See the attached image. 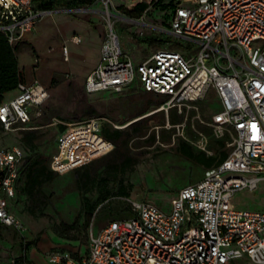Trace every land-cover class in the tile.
Listing matches in <instances>:
<instances>
[{
	"label": "built area",
	"instance_id": "built-area-1",
	"mask_svg": "<svg viewBox=\"0 0 264 264\" xmlns=\"http://www.w3.org/2000/svg\"><path fill=\"white\" fill-rule=\"evenodd\" d=\"M37 1L0 0V33L11 46L51 12L37 8ZM174 1L168 30L199 43L198 53L184 56L161 48L134 62L121 48L114 27L113 19L123 18L121 13L112 0H93L102 5L106 28L100 60L85 77L84 88L88 93H121L138 81L143 91L166 96L157 111L176 109L183 116L172 125L177 135L207 155L213 154L209 137L192 125L195 138H189L184 128L189 109L197 110L194 102L212 88L216 110L208 121L199 114L196 118L211 129L214 139L223 141L228 155L205 168L198 181L180 188L167 211L150 202L130 201L132 216L90 233L86 251L77 256L52 249L46 255L50 264H264V210L232 204L236 192L254 190L264 180V0ZM70 40L79 44L81 36L73 33ZM61 52L67 60L66 44ZM16 89L12 99L0 103L2 131L36 128L31 120L41 114L39 106L48 96L36 79L19 81ZM28 106L38 107L33 117ZM104 121L94 116L66 123L50 168L65 174L108 154L114 145L100 134ZM23 156L20 145L0 146V223L25 240L26 226L10 209Z\"/></svg>",
	"mask_w": 264,
	"mask_h": 264
},
{
	"label": "rangeland",
	"instance_id": "rangeland-1",
	"mask_svg": "<svg viewBox=\"0 0 264 264\" xmlns=\"http://www.w3.org/2000/svg\"><path fill=\"white\" fill-rule=\"evenodd\" d=\"M112 1L123 17L113 19L120 46L131 58L145 59L150 57L154 50L166 47L165 39L162 44H149L142 42L141 39L166 33L169 0ZM140 1L148 3L146 9L140 14L130 13L132 5ZM88 6L93 12L59 11L65 8L58 7V11L54 10L40 17L32 33L14 45L18 65L23 70L25 78L28 81L38 80L48 93L44 103L39 106L41 109L39 116L33 117V110L38 107L28 106V111L33 117L31 124L42 133V137L37 140V149L46 155L53 153L55 140L68 122L102 116L112 125L124 128L129 123L150 115L146 120V133L154 131L155 141L151 145L141 147L132 145L131 151L138 161L131 171L122 175L123 183L129 189V196L120 198L113 195L107 204L111 207L124 208L126 211L130 201H146L167 211L172 196L183 186L198 181L203 170L176 151L179 137L177 126H172L169 122L168 111H157L161 104L157 107L151 105L141 114L146 93L140 88L138 81H134L131 87L120 94L112 90L86 92L84 80L94 64L93 33L100 35L106 28L102 12L96 11L100 5L93 3ZM126 16L137 19L139 23L130 22L125 19ZM85 22L89 23L91 29ZM73 33L81 36L80 44H74L70 40ZM168 43L184 56H196L200 49L199 43L178 37L168 38ZM62 44H66L70 50L69 60L63 58ZM52 79L56 80L55 83H51ZM16 93L17 89L14 88L6 92L4 98L14 96ZM194 104L197 110L189 109L184 133L189 138H195L192 125L202 130L209 137L210 149L214 153L216 139L213 138L211 129L196 118L199 114L202 120L208 121L212 112L216 110L217 98L214 90L211 88L203 100ZM162 131H170V139H162ZM20 136L21 131L0 130V146L21 145ZM49 190L52 194L51 203L43 216L35 217L26 212L27 199L17 192L16 201L11 204L10 209L26 226V237L23 240L13 227L0 223V264H10V260H15L23 254L26 258L33 256L37 264H47L49 262L46 255L54 248H71L85 252L88 235L98 232L110 221L105 219L98 222L96 216L87 219L81 215L80 193L76 188L75 175L72 171L59 174ZM232 204L238 209L264 210V180L260 181L254 190L236 192ZM61 223H76V227L62 230L59 226ZM27 262L30 263L29 259Z\"/></svg>",
	"mask_w": 264,
	"mask_h": 264
},
{
	"label": "trees",
	"instance_id": "trees-1",
	"mask_svg": "<svg viewBox=\"0 0 264 264\" xmlns=\"http://www.w3.org/2000/svg\"><path fill=\"white\" fill-rule=\"evenodd\" d=\"M92 3L93 0H40L35 2L37 8L46 11H52L58 7L74 9L80 6H88ZM147 4L145 1L136 2L129 11L130 13L140 14L146 9ZM173 6L171 2H168L169 12L173 9ZM163 40L164 38L156 35L146 36L141 39L142 42L149 44H159ZM19 81H24V79L19 69L16 47L11 46L5 35L0 33V103L3 101L4 94L16 88ZM55 81L52 79L51 83H55ZM143 92L146 93V99L142 102L141 114L145 113L149 106L154 105L157 107L167 99L163 95ZM148 116L133 121L124 128H115L108 121L102 123L100 134L103 138L113 143V149L108 154L72 170L75 175L76 188L80 193L82 216L87 219L96 216L98 222L105 219H110V221L120 220L132 216L131 204L126 207L125 211L124 208L118 206L111 207L107 202L113 195L120 198L129 196V189L123 183L122 175L127 171H131L138 161L131 151L132 145L135 147L151 145L156 138L154 131L146 133ZM168 120L172 125H175L183 120V116L178 115L176 109H169ZM63 129L64 126L59 134ZM163 132L161 133V138L170 139V131ZM41 137L42 133L37 128L21 131L20 136V146L24 151V156L20 165V177L16 183V192L26 197L27 205L25 210L33 217L44 215V211L51 203L52 198L49 187L59 176L49 166L52 153L46 155L37 149V140ZM56 141L57 138L55 147ZM215 145L213 148L214 153L207 155L205 152L194 148L181 137H178L175 148L185 159L204 170L220 163L228 155V150L223 148L224 143L222 140H216ZM198 176H200V173ZM88 193L90 195H86ZM59 226L62 230L74 229L76 223H61ZM13 235L16 238L14 231ZM54 249L68 250L74 256L84 253V251L78 252L76 249L75 251L71 248ZM23 262L32 264L27 262L25 255L17 257L13 264H23Z\"/></svg>",
	"mask_w": 264,
	"mask_h": 264
},
{
	"label": "crops",
	"instance_id": "crops-1",
	"mask_svg": "<svg viewBox=\"0 0 264 264\" xmlns=\"http://www.w3.org/2000/svg\"><path fill=\"white\" fill-rule=\"evenodd\" d=\"M169 2H171V4H176V2L174 1V0H169ZM98 5H100V7L98 8V10H96V11H101L102 10V5H101V3H99V2H96ZM184 4V3H183ZM55 10H57V9H55ZM58 11V10H57ZM59 11H66V9H61V10H59ZM73 11V10H72ZM88 11H90V12H93V9H91V7H90V9H88ZM51 12H54V10H52ZM171 13H172V9H171V11L169 12V14H170V16H169V18H168V25H169V22H170V17H171ZM127 17V16H126ZM128 18V20L130 21V22H134V23H139V21L137 20V19H133V18H131V17H127ZM86 24H87V27L89 28V29H91L90 28V25H89V23H87V22H85ZM37 24V23H36ZM36 26V25H35ZM169 27V26H168ZM168 27L165 29V31H166V33H163V34H161V36H159V37H162V38H164L165 39V43L164 44H166V47H162V48H165V49H171V50H176L177 51V49H175V48H172V46H171V44L170 43H168V38H171V37H173V38H177L176 36H174L169 30H168ZM94 32V31H93ZM93 35H94V38H95V50L92 52V54H93V61H94V64H93V66H92V68H94L96 65H97V63L99 62V60H100V57H101V47H102V43H103V39H104V35H105V29H104V31L99 35V33L97 34L96 32H94L93 33ZM98 39H100L99 41H98ZM81 42H82V39H81ZM80 42V43H81ZM79 43V44H80ZM75 44V43H74ZM159 44H162V43H159ZM163 44V45H164ZM122 48V47H121ZM123 49V48H122ZM158 49H161V48H158ZM158 49H156V50H158ZM156 50H154L153 51V53L156 51ZM123 51L125 52V50L123 49ZM152 53V54H153ZM151 54V55H152ZM69 57H70V50H69V48H68V59L67 60H69ZM134 62H137V61H139V60H142V58H139V59H133V58H131ZM19 69H20V71H21V73H22V76H23V79H24V81H26V82H30V81H28V79H26L25 78V76H24V73H23V70L20 68V66H19ZM91 71V70H90ZM130 87H131V85H130ZM129 88V86H127L126 88H124L123 90H122V92L124 91V90H126V89H128ZM121 92V93H122ZM17 94V93H16ZM117 94H120V93H117ZM5 95V94H4ZM15 96V95H14ZM14 96H11V97H9V98H4L3 97V100H9V99H12ZM44 103V102H43ZM42 103V104H43ZM56 148V147H55ZM16 198H17V192H16V196H15V198L13 199V201H12V203H14L15 201H16ZM29 259V261H30V263H32V264H37L36 262H35V258L32 256V257H30V256H28L27 257V260ZM45 264V263H44ZM47 264H49V263H47Z\"/></svg>",
	"mask_w": 264,
	"mask_h": 264
},
{
	"label": "water",
	"instance_id": "water-1",
	"mask_svg": "<svg viewBox=\"0 0 264 264\" xmlns=\"http://www.w3.org/2000/svg\"><path fill=\"white\" fill-rule=\"evenodd\" d=\"M78 8H74V9H66V11H72V10H77Z\"/></svg>",
	"mask_w": 264,
	"mask_h": 264
}]
</instances>
